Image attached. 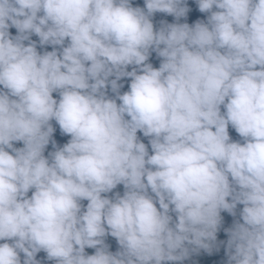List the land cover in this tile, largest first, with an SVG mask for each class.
<instances>
[{"label": "clouds", "instance_id": "9594fccd", "mask_svg": "<svg viewBox=\"0 0 264 264\" xmlns=\"http://www.w3.org/2000/svg\"><path fill=\"white\" fill-rule=\"evenodd\" d=\"M221 244L264 264V0H0V264Z\"/></svg>", "mask_w": 264, "mask_h": 264}, {"label": "trees", "instance_id": "16d2710c", "mask_svg": "<svg viewBox=\"0 0 264 264\" xmlns=\"http://www.w3.org/2000/svg\"><path fill=\"white\" fill-rule=\"evenodd\" d=\"M189 5L190 6L192 5V0H189ZM205 15L206 14H200L198 13V11L193 10L190 12L187 22L191 24L194 21H196L198 18H204ZM160 18H161V14H158L157 19H160ZM167 20L169 22H172L173 18L167 17ZM151 62L153 63L154 67H158L159 65L158 60L154 58ZM229 134L234 141L240 140V137L238 136V134H236L235 131L231 129V127L229 128ZM138 135H141V139L144 140L145 143H147V140L142 137V134H138ZM54 138L57 140V143L60 145H62L63 143H66L68 139V137H61L58 131ZM49 150H51V147L49 148ZM116 191H120L122 194L123 187L118 186V189ZM221 215L223 217V223H222L221 230L217 234V240L218 242L219 241L226 242L227 235L224 229L232 226L233 218L230 217L227 213H221ZM106 242L110 245L111 251L117 250L118 246L113 238L109 237ZM86 251H88L89 254H91L94 250H86ZM226 262H227V257L225 255V244H221L219 247V250L217 251L214 249L211 255L201 251L198 254H193L190 260L185 261L184 264H226Z\"/></svg>", "mask_w": 264, "mask_h": 264}]
</instances>
